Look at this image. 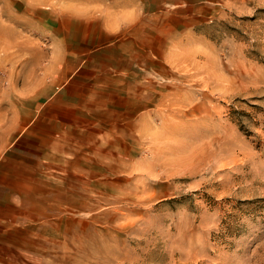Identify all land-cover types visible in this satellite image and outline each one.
Wrapping results in <instances>:
<instances>
[{
    "label": "rangeland",
    "instance_id": "rangeland-1",
    "mask_svg": "<svg viewBox=\"0 0 264 264\" xmlns=\"http://www.w3.org/2000/svg\"><path fill=\"white\" fill-rule=\"evenodd\" d=\"M69 3L0 0V153ZM150 70L142 116L102 100L94 143L50 145L31 264H264V0H160Z\"/></svg>",
    "mask_w": 264,
    "mask_h": 264
},
{
    "label": "crops",
    "instance_id": "crops-1",
    "mask_svg": "<svg viewBox=\"0 0 264 264\" xmlns=\"http://www.w3.org/2000/svg\"><path fill=\"white\" fill-rule=\"evenodd\" d=\"M67 1L60 11L70 29L56 40L50 86L41 78L39 90L50 93L39 96L33 119L3 134L10 140L0 153V264H31V222L41 214L36 200L45 195L41 174L50 145L62 151L94 143L100 121L95 106L102 100L128 104L139 116L147 106L140 79L149 68L154 73V10L160 0ZM108 88L115 94L106 95Z\"/></svg>",
    "mask_w": 264,
    "mask_h": 264
}]
</instances>
